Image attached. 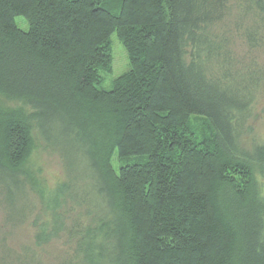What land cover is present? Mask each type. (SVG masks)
Wrapping results in <instances>:
<instances>
[{
    "label": "trees",
    "instance_id": "1",
    "mask_svg": "<svg viewBox=\"0 0 264 264\" xmlns=\"http://www.w3.org/2000/svg\"><path fill=\"white\" fill-rule=\"evenodd\" d=\"M114 1L0 0V97L30 110L0 109L7 219L35 208L29 186L35 238L63 233L66 264H264V138L243 143L264 89V0ZM113 33L129 69L104 89ZM39 146L60 161L53 187L34 174ZM1 250V264L33 260Z\"/></svg>",
    "mask_w": 264,
    "mask_h": 264
},
{
    "label": "rangeland",
    "instance_id": "2",
    "mask_svg": "<svg viewBox=\"0 0 264 264\" xmlns=\"http://www.w3.org/2000/svg\"><path fill=\"white\" fill-rule=\"evenodd\" d=\"M106 7L111 9L113 12L117 11L116 3L114 0H108L105 3ZM16 24L22 28H28L27 21L18 16L15 18ZM224 29V27H222ZM218 30V28L216 29ZM221 30V29H220ZM232 35L233 49L235 54L239 57L247 55L245 48L241 43L239 34ZM109 47L112 57V71L103 76L99 87L104 89L111 88L113 81L126 72L129 69L128 55L123 47L121 41L117 37L116 33H113L110 36ZM257 60L264 67V50L256 52ZM0 109H21L26 114H29L30 110L24 106L21 101L17 100H8L0 97ZM193 126L196 127L198 131L202 130L201 120L193 119ZM33 136L36 141V135L33 132ZM264 138V89L260 92L258 97V102L256 104L255 110L248 120L245 133L243 135L244 145H248L251 139L262 140ZM33 171L39 180L45 183L49 187H53L57 182L63 179V172L59 159L52 154L46 153L39 146L34 150L33 155ZM125 162V160L119 158L117 154H114L111 158V163L113 168L117 171L119 167ZM30 169V161H29ZM263 170L257 171L256 177L259 186L264 184V178L262 176ZM32 201L34 199L35 208L27 213V217L24 220L19 222H14L8 220L6 214V207L2 203V198L0 195V259L2 256V244L7 246L11 251H20L22 247H29L33 252H30L32 259L26 264H66L65 259L69 258V255L72 253L70 244L63 233H49V239L47 241L37 242L35 235L40 231L41 224L44 222L43 216L45 214H40V217H37V213L40 212V206L38 201L35 200V195L30 193ZM30 199V198H29ZM30 203V202H29ZM45 219V218H44ZM8 220V221H7ZM17 255L10 254L8 259L4 261V264H11L14 258ZM1 264V262H0Z\"/></svg>",
    "mask_w": 264,
    "mask_h": 264
}]
</instances>
